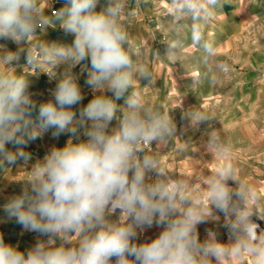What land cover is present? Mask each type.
<instances>
[{
  "label": "clouds",
  "instance_id": "clouds-1",
  "mask_svg": "<svg viewBox=\"0 0 264 264\" xmlns=\"http://www.w3.org/2000/svg\"><path fill=\"white\" fill-rule=\"evenodd\" d=\"M98 5L101 0H64L56 17L46 18L39 0H0V40L16 45L13 51L0 44V167L27 163L29 144L45 134L70 136L31 166L19 194L6 198L8 220L38 238L23 252L0 235V264H248L244 258L264 264L260 199L227 162L230 151L217 132L206 147L225 162L211 173L169 175L145 150L169 142L177 125L133 90L134 78L149 81L151 72L128 50L121 0H106L99 11ZM171 6L206 18L204 0H171ZM50 20L74 37L71 43L38 38ZM192 39L203 40L195 25ZM204 48L214 51L210 43ZM77 65L80 73L73 71ZM23 66H47L50 80L64 66L50 99H33L29 79L13 71ZM83 74L93 93L86 105ZM187 115L197 126L211 119Z\"/></svg>",
  "mask_w": 264,
  "mask_h": 264
},
{
  "label": "rangeland",
  "instance_id": "rangeland-1",
  "mask_svg": "<svg viewBox=\"0 0 264 264\" xmlns=\"http://www.w3.org/2000/svg\"><path fill=\"white\" fill-rule=\"evenodd\" d=\"M106 3V0H101V5H98L97 10L99 11L102 6ZM123 3V1H122ZM125 4V6H124ZM122 5V11L120 15V23L123 25L124 29L127 32L128 36V50L131 55L135 59V61L141 65L145 66V61L151 59H156L155 65L153 68H148L151 72V79L146 81L144 79L134 78L133 90L138 91L143 101L149 106L156 108L164 113H169L170 117L175 121L177 125V133L173 135L169 142L162 143L157 146L155 144L152 147L145 145L144 148L150 154L156 156V158L160 162V166L162 171L172 176H186L190 177L194 174H203V173H211L214 169L212 165L206 164L203 162V154H211L207 147L206 143L208 140V136L211 132H217L216 130L222 129L221 127L225 126L227 123V117H225V113L230 112V116L235 115L236 106H238L236 102L230 104L228 103H217L216 101H204L202 102V111L203 113L208 114L211 119L206 123L200 125L191 124V118L187 115L183 116L181 113V109L178 111V102L176 97L168 96L177 90V81L175 82L172 77H170V69L167 68L166 56L159 49L161 44H165L166 38L160 35L151 36V32H155L158 29L150 30L147 28L146 32L143 29L139 28V23H143L140 20H130L129 21V12L134 6H129L124 3ZM39 5L42 11H44L46 18H54L56 16H50L49 8L50 1L49 0H39ZM64 5V1H60L56 3L55 9L59 10ZM178 23V22H176ZM134 26L136 27L134 29ZM174 24H170L168 26L167 31L170 34H175V30H173ZM145 29V28H144ZM142 30V31H141ZM161 31V29H160ZM159 31V32H160ZM247 33V42L250 48L258 50L260 55H262L261 59H264V19L262 20H253V22L249 25ZM158 32V31H157ZM137 37V39H135ZM172 40H175L176 37L171 36ZM38 38L43 39L48 42H61V43H71L74 37L72 35L65 36L63 29L58 26L57 23L50 22L47 27H42L41 32L38 29ZM0 44L6 45L10 50H15L16 45L10 41L0 40ZM149 45H152L150 48ZM148 48V49H147ZM258 48V49H257ZM150 50L145 53V50ZM256 56V54H254ZM243 57V58H242ZM250 57V56H249ZM245 54L235 53L233 54V58L230 61L231 65L226 69L222 70L223 76L226 78V92L229 91L232 94H239L237 88L239 85L231 83H239V80L242 76H245L249 73V76L258 75L263 76L264 79V65L262 68H259V71H254L251 67L248 69H242L240 66L244 65ZM150 61V60H149ZM21 65L24 64L23 59L20 62ZM80 65H77L73 71L76 73H80ZM64 66H59L56 69L57 79L59 75L63 72ZM17 74L23 75L30 81V89L31 93H34L33 99L39 104L40 102L46 101L50 99L49 91L54 89L57 83V79H52L48 77V75L44 74L50 72L47 66H41L39 69H32L27 66L18 67L17 69H13ZM247 72V73H246ZM244 74V75H243ZM222 76V74H221ZM86 78V74L80 75L79 83L81 85L82 92L85 95V99L82 101V104L86 105L89 100L92 99L93 93L91 90L84 84V80ZM223 78V77H222ZM233 81H230L232 80ZM172 79V81H171ZM173 82V83H172ZM263 82V81H261ZM181 85V84H180ZM225 87V85H223ZM182 87V85H181ZM254 89V90H253ZM252 90V91H251ZM250 91L254 93V100L256 102L257 94H259L258 104L260 107H264V82L256 85L250 83L249 94ZM119 104L123 105V100L118 101ZM216 104V105H215ZM77 110L80 105L74 106ZM229 109V110H227ZM192 110H190L191 112ZM196 112V111H195ZM198 112V110H197ZM250 113L252 111H249ZM193 113V112H192ZM251 117V116H250ZM194 118V117H193ZM255 122L256 119L250 120L249 122ZM116 121H113L112 126H115ZM187 124L189 127H187ZM185 125L187 127L185 134L180 132V128ZM219 132V131H218ZM217 132V133H218ZM221 137V141L223 143H235L237 146L236 150H233L237 154L238 159H236L235 168L240 176V178L248 183L253 185L256 188L258 197L260 199V210L264 212V141L260 142L259 147L253 146L257 143L244 144L241 142V136L239 133L233 134L229 129H226L224 133H218ZM69 135H61L59 138H52L51 134H45L42 138H38L34 142L30 143L28 148L26 149L31 154V160L27 163L20 160L16 164L9 165L5 163L4 167H0V235H2L4 242L10 244L14 247H17L18 250L26 252L29 248H31L37 240V234L33 232H28L22 229V227L15 223L14 220H8L4 211L3 204L6 201V198L19 194L22 187V181L25 179L31 178V166L36 163L37 160H40L44 157V155L53 147H63L68 139ZM80 139H84L81 134ZM75 140V137H73ZM240 142V143H238ZM252 144V146H251ZM242 146V147H241ZM245 146V147H243ZM11 148V145H8ZM15 150V149H12ZM202 153L201 156V165L200 167L196 164V153ZM213 154V153H212ZM207 156V158H208ZM205 163V164H204ZM212 170V171H211ZM201 172V173H200ZM261 225L264 226V222H261ZM211 227L212 225H207ZM204 226L200 228V236L203 239ZM155 231V230H154ZM153 232L148 233V235H153ZM226 242V237H224ZM248 260V264H251L250 258H244ZM238 264H244V261L241 260Z\"/></svg>",
  "mask_w": 264,
  "mask_h": 264
},
{
  "label": "crops",
  "instance_id": "crops-1",
  "mask_svg": "<svg viewBox=\"0 0 264 264\" xmlns=\"http://www.w3.org/2000/svg\"><path fill=\"white\" fill-rule=\"evenodd\" d=\"M122 1V5L126 3L129 6H134L129 12V21L135 19L144 22V24H138V29L142 28L146 32L147 28H150V30L157 28L158 32L155 30L150 35L161 34L166 38L165 44H161L159 49L166 56V65L170 69V77L177 81V90L168 95L176 97L178 102L177 110L181 109L182 115L186 116L190 110L193 113L197 112V110L201 112L204 106H202V102L204 101H216L217 103L230 101V104L232 101L236 102L238 106H236V111L233 110L235 115L230 116V112L225 113V117L228 116L226 118V127L223 126L221 127L222 129L216 131L224 133L226 129H229L233 134H240L242 143H257L253 146L259 147L260 142L262 144L264 141V107L262 108L258 104L259 94H257L255 102L254 93L251 90L249 94L248 91L250 83L253 85L254 83L256 85L263 83V76L258 75L259 72H257L256 76H249L250 74L246 72L247 74L240 78L239 83H231V85L240 84V87L237 88L240 91L239 94H232L229 91L226 92L227 77L223 76L222 70L231 65L230 61L234 52H239L241 55L245 54L244 65L240 66L242 69L251 67L254 71H259V68L264 65V59L259 60L262 57L259 54L260 52L250 48L248 45V31H246L253 20L264 19V0H216L215 4H212L211 0H204L207 8L206 18L199 20L178 13L171 6V0ZM170 24H174L173 30H175V34H170L167 31L166 28ZM194 25L199 28L203 37L199 44L192 39ZM171 36L176 37V39L172 40ZM205 43L211 44L214 50L212 54L205 51ZM172 44H175L176 47L172 50V54L169 55V48ZM149 47L151 48L152 45H149ZM147 49L145 53L150 51H147ZM151 57L150 61H145V67L153 68V65L158 62L156 59L152 60ZM230 81H233V79ZM249 111L252 112L250 113ZM253 119H256V121L249 122ZM188 125L190 124H187V127H189ZM187 127L184 125L180 128V132L185 134ZM225 144L230 151V159L227 162L235 166L239 154L233 150L239 148L232 142ZM201 156L202 153H196V164L199 167L202 163ZM207 156L206 153L203 154L202 160L206 164L212 165L213 169L220 163L225 162L215 154H209L208 158Z\"/></svg>",
  "mask_w": 264,
  "mask_h": 264
},
{
  "label": "built area",
  "instance_id": "built-area-1",
  "mask_svg": "<svg viewBox=\"0 0 264 264\" xmlns=\"http://www.w3.org/2000/svg\"><path fill=\"white\" fill-rule=\"evenodd\" d=\"M50 1V8H49V15L50 16H56L57 15V10L55 9V5H56V3H58L59 2V0H49Z\"/></svg>",
  "mask_w": 264,
  "mask_h": 264
}]
</instances>
